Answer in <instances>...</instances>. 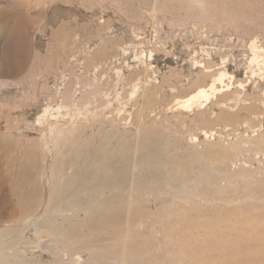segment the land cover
<instances>
[{
	"label": "bare ground",
	"instance_id": "obj_1",
	"mask_svg": "<svg viewBox=\"0 0 264 264\" xmlns=\"http://www.w3.org/2000/svg\"><path fill=\"white\" fill-rule=\"evenodd\" d=\"M158 10L166 12L154 0L152 20ZM250 47V61L264 65L254 40ZM142 64L144 73L134 78L121 69L113 78L131 97L139 98L137 107L128 110L124 99L113 110L78 111L68 121L58 119L60 107H47L43 116L55 118L47 119V133L55 134V145L62 141L64 148L46 167L35 147L19 159H8V173L14 169L8 191L25 224L12 241L0 240V264H31L24 252L29 248L21 249L27 243L23 231L31 226L35 231H56L59 247L52 264H264V217L226 206L240 193L253 197L264 190V156L253 165L264 154L261 126L227 141L226 148L214 141L213 129L202 130V138L181 128L166 133L157 127V119L185 118L182 112L197 110L196 119L206 121L211 112L207 110L213 109H206L209 99L221 90L215 84L226 73L204 67L201 77L216 75L208 88L197 85L190 97L155 109L149 96L156 79L147 61ZM261 75L264 78V71ZM74 91L68 84L63 94L73 97ZM257 100L264 112V99ZM212 106L221 108L219 101ZM135 109L136 119L127 120ZM173 111L179 113L170 116ZM128 123L135 138L120 130ZM0 149L8 157L13 143L1 144ZM40 177L48 183L45 198ZM156 224L160 239L154 235ZM127 236L131 239L125 240Z\"/></svg>",
	"mask_w": 264,
	"mask_h": 264
},
{
	"label": "rangeland",
	"instance_id": "obj_2",
	"mask_svg": "<svg viewBox=\"0 0 264 264\" xmlns=\"http://www.w3.org/2000/svg\"><path fill=\"white\" fill-rule=\"evenodd\" d=\"M153 5L154 0H0V145L13 143L8 157L0 149V240L12 241L25 224L8 191V177L14 172L7 171L8 159H19L35 147L45 157L46 167L64 148L62 141L55 145V134L47 133V119L55 121L50 114L43 116L47 107H60V121L78 111L113 110L124 99L128 110L137 107L139 98L115 84L117 69L134 78L144 73L142 60L147 61L156 79L149 96L155 109L176 105L199 85L208 88L216 75L201 77L204 67L226 73L215 84L221 90L209 99L206 109H213L207 110L211 112L206 121L196 119L197 110L182 112L185 118L157 119V127L166 133L181 128L202 138V130L213 129L214 141L226 148L227 141L251 133L256 125L264 131L263 105L257 100L264 99V65L250 61L253 40L264 56V0H156V7L166 12L158 10L152 20ZM68 84L75 94L66 98L63 91ZM216 101L221 108L212 106ZM135 119L136 109L127 117ZM132 127L128 123L120 130L135 138ZM39 182L45 198L48 183L43 177ZM263 191L253 197L240 193L226 206L264 217ZM155 226L154 235L160 239V225ZM55 233L32 226L23 231L27 243L21 249L29 248L24 252L31 264H52L57 258Z\"/></svg>",
	"mask_w": 264,
	"mask_h": 264
}]
</instances>
